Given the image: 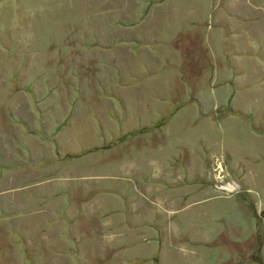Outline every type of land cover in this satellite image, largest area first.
I'll return each mask as SVG.
<instances>
[{
  "label": "rangeland",
  "instance_id": "1",
  "mask_svg": "<svg viewBox=\"0 0 264 264\" xmlns=\"http://www.w3.org/2000/svg\"><path fill=\"white\" fill-rule=\"evenodd\" d=\"M0 264H264V0H0Z\"/></svg>",
  "mask_w": 264,
  "mask_h": 264
},
{
  "label": "crops",
  "instance_id": "2",
  "mask_svg": "<svg viewBox=\"0 0 264 264\" xmlns=\"http://www.w3.org/2000/svg\"><path fill=\"white\" fill-rule=\"evenodd\" d=\"M215 22H220V23H223V24L225 25V23H224V22H222V21H217V20H216ZM232 46H233V45H232ZM231 52H232V51H231Z\"/></svg>",
  "mask_w": 264,
  "mask_h": 264
}]
</instances>
